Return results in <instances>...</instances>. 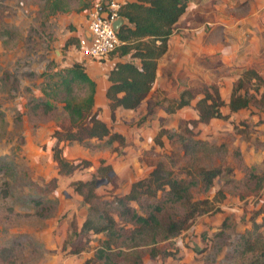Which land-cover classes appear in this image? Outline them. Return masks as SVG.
I'll return each mask as SVG.
<instances>
[{"label":"rangeland","instance_id":"374dc122","mask_svg":"<svg viewBox=\"0 0 264 264\" xmlns=\"http://www.w3.org/2000/svg\"><path fill=\"white\" fill-rule=\"evenodd\" d=\"M95 1L0 0V264H53V255L58 253L61 259H72L69 244L75 241L74 228L85 219L88 205L74 191L73 183L95 180L94 195L108 199L146 177L152 169L150 164L156 162L185 181L191 179L186 171L194 166L218 168L220 173L206 190L199 183L190 187L191 200L206 199L211 204L209 212L196 214L189 225L190 234L197 240L191 245L179 235L171 242L152 243L149 232L139 235L136 240L144 246L135 250L143 264H245L258 259L264 248V224L247 237L251 242L260 237V246L252 252L243 250L239 236L251 227L252 212L264 201V30L256 33L258 49L251 55L252 33L237 35V30L230 28L226 36L237 43L235 64H222L215 53L216 61L206 59L201 65L200 85L216 88L222 101L221 118L200 123L188 134L185 129L193 120L191 111L174 114L169 110L180 93L177 97L174 93H151L145 100L148 114L139 111L131 118L120 113L112 121L106 114L105 123L123 135L124 146L106 138L90 141V148L74 142L65 144L61 151L65 159L87 161L89 166L79 163L78 168L63 175L52 159L51 134L59 125L75 119L64 108L65 103L82 104L90 90L87 82L65 85L62 77L63 70L79 65L77 40L87 28V14ZM239 11L241 15L255 12L259 26L264 28V0H243ZM194 19L198 21V17ZM217 29L220 34L213 38L218 40L225 34L224 28ZM109 56L117 57L116 53ZM249 66L259 74L254 82L259 92L249 86L248 94H253L254 100L232 113L227 102L235 75ZM196 95L199 98L202 93ZM101 107V99L97 101L93 95L92 110L97 116ZM137 108L141 110L139 105ZM159 109L169 115H157ZM161 130L166 133L158 135ZM156 137L160 146L154 142ZM191 141H197L188 148L192 156L183 154L182 144ZM188 162L191 165L184 171L182 167ZM156 195L143 204L164 200L158 198L160 192ZM183 206L166 202L160 216L175 218ZM143 212L138 209L139 214ZM254 220L260 222L261 217ZM209 222L212 224L207 228L199 227ZM102 239L101 233L89 236L87 248L79 256L81 261L92 255V248ZM182 248L191 252L180 261ZM122 257H114V263L125 264ZM95 262L100 264L101 260Z\"/></svg>","mask_w":264,"mask_h":264},{"label":"trees","instance_id":"16d2710c","mask_svg":"<svg viewBox=\"0 0 264 264\" xmlns=\"http://www.w3.org/2000/svg\"><path fill=\"white\" fill-rule=\"evenodd\" d=\"M185 6L186 0L125 1L120 11L124 22L116 31L120 43L114 51L119 58H125L115 61L108 71L106 75L108 84L104 92L111 121L115 118L116 108L133 110L149 94L155 77L157 59L165 53L167 39L178 17L184 12ZM258 79L259 77L253 70L241 71L227 102L230 112L246 108L254 100V95L248 94L250 93L249 86H253L258 93V84H254ZM62 81L65 85L87 82L90 87L82 104L65 103L64 105V108L74 116V121H69L67 125H59L51 134L53 138L52 159L58 173L67 175L78 168L81 165L79 163L86 167L89 164L87 161L75 163L65 159L61 152L65 144L74 142L82 147L90 148V141H100L104 138L108 142L117 141L118 146H124L125 142L121 133L113 131L111 124L108 125L99 119L97 113L92 110L94 82L86 76L79 65L74 64L63 70ZM197 92L202 93V96L197 98L194 104L197 119L189 121L190 126L185 129L188 134H191V129L197 124H206L212 118L222 117L220 112L222 101L213 85L205 86L197 91L183 89L174 101V105L169 108L170 112L189 105V101L197 96ZM148 113H150V108L147 109L146 114ZM164 133L166 130H161L158 135ZM179 139L183 138L179 136ZM154 142L159 146L162 144L157 137ZM196 143L197 141H191L187 145L182 144L181 147L185 149L183 154L188 155L190 153L188 148ZM189 156L192 155L189 154ZM188 164L191 165V162L182 167L184 171L189 169ZM150 166L152 169L147 176L133 181L126 193L112 194L108 199L94 195L95 180L73 183L74 191L80 194L82 200L88 205L85 219L74 228L76 230L75 241L69 244L72 246L70 254L85 251L90 235L100 233L103 235L99 245L92 248V255L79 264H99L95 260H101L100 264H116L113 259L120 256H123L125 264H143L139 251L135 249L144 246V243L137 242V236L149 232L152 243L166 240L171 242L189 227L196 214L210 211L211 204H208L206 199L191 200L189 192L190 187L198 183L202 190L208 189L212 185V180L220 173L218 168L191 167V170H187L185 174L191 179L185 181L169 167H164L162 163L156 162ZM157 192H160L158 198L162 197L163 201L143 204V200L156 198ZM166 202L183 203V212L175 218L169 215L161 217L160 212ZM132 203H135L137 207ZM138 209H143L145 213L139 214ZM251 216V227L243 237L239 236L241 240L243 239V250L249 252L260 246V241H258L260 237H255L253 242L247 237L257 232L264 224V201L252 212ZM255 216H260L261 221L256 222ZM79 242L82 243L79 244ZM125 251L129 253L124 254ZM245 264H264V248L258 259Z\"/></svg>","mask_w":264,"mask_h":264},{"label":"crops","instance_id":"0c3cea01","mask_svg":"<svg viewBox=\"0 0 264 264\" xmlns=\"http://www.w3.org/2000/svg\"><path fill=\"white\" fill-rule=\"evenodd\" d=\"M235 1H238L237 6L233 5ZM241 2H243V0H186L184 12L178 17L177 21L174 24L172 33L167 39L166 51L157 59L155 77L151 84L149 94L139 104L141 110H139L138 108L127 110L118 107L114 111L115 117L116 114L118 115L120 113H124L125 116H129L132 118L133 114L139 113V111V114H146L148 108L146 107L145 100L149 99L151 93H174V97H177V93H180L183 89L197 91L200 90L202 86H208V84H202V86L200 85V72L204 69L203 67H201V65L204 66L205 63L203 62H205L206 59L207 62H210L212 60L216 61V58L213 59L216 53L219 55V61L226 66L235 64L236 62L235 60L237 43L235 40H230L226 36L227 30H230V28L236 29L237 35L242 32L252 33L253 36L249 39V42L251 41L252 44L249 45L248 50L249 54L251 55L256 53L258 49V38L256 36V33L264 30V28L259 26V17L255 14V12L248 15L240 14L239 7ZM222 12L224 13L221 15V17H218ZM194 16L198 17V21L194 19ZM123 22H121V24ZM242 22H244L245 25H243ZM224 23H226V25ZM217 27L224 28L222 34H225L224 37H219L218 40L217 38H213L214 35L220 34V29H217ZM85 34L86 30L83 32V35ZM220 39L224 42H221ZM117 57L108 56L101 61H90L82 58L78 60L81 70L90 80L94 82V96L97 97V101H100V99L102 101L101 111L99 112L101 116L98 114L99 117H97L101 118V120L104 122L106 114H109L107 108V100L104 97V92L108 83L106 81V75L115 61H121V58ZM246 69L253 70L259 77V74L255 70V68L249 66L241 68L236 73L235 79L240 76L242 70ZM103 98L105 99L104 101ZM197 98L198 97L191 99L189 101V106H183L179 109H176L173 111V113L177 114L179 112L181 114L183 110L185 111L186 109H188L191 111V114H193L192 119H197L196 110L194 109V104ZM166 112L164 113L159 109L157 111V115L161 114L162 117L169 115ZM145 114H143L142 116H144ZM128 190L129 185L123 189V192L121 194L126 193ZM208 219H206L205 222H208ZM210 224H212V222H209L206 225L200 223L199 227L207 228ZM190 229L191 228L189 227L188 229L182 231L180 233V236H184L183 239L185 241H190L189 243L192 245L191 242L197 240V238L193 239V236L190 234ZM194 234L195 232L193 233V235ZM181 250L182 251H180L179 253V260L183 255L186 257L187 252L190 251L189 249L187 250L185 248H182ZM82 253L83 252L73 255L68 254L73 257L72 259H66L67 257L61 259V254H55L53 255V264H69L68 260L70 261V264H79L81 262V258L79 256ZM64 261H66L67 263Z\"/></svg>","mask_w":264,"mask_h":264},{"label":"built area","instance_id":"2783aa9c","mask_svg":"<svg viewBox=\"0 0 264 264\" xmlns=\"http://www.w3.org/2000/svg\"><path fill=\"white\" fill-rule=\"evenodd\" d=\"M126 0L95 1L87 14L86 34L77 40L80 58L90 61H101L114 52L119 44L115 20L123 17L120 11Z\"/></svg>","mask_w":264,"mask_h":264},{"label":"water","instance_id":"95a60500","mask_svg":"<svg viewBox=\"0 0 264 264\" xmlns=\"http://www.w3.org/2000/svg\"><path fill=\"white\" fill-rule=\"evenodd\" d=\"M120 25H121V20L120 19H117V20L114 21V23H113L112 26H113V28L115 30H117L120 27Z\"/></svg>","mask_w":264,"mask_h":264}]
</instances>
